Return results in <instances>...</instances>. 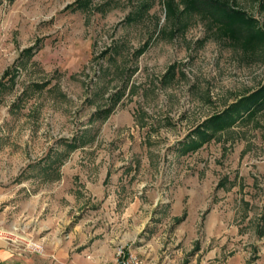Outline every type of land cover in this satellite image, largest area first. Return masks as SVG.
<instances>
[{
  "label": "rangeland",
  "instance_id": "rangeland-1",
  "mask_svg": "<svg viewBox=\"0 0 264 264\" xmlns=\"http://www.w3.org/2000/svg\"><path fill=\"white\" fill-rule=\"evenodd\" d=\"M75 1L0 0L7 263L76 264L92 249L101 264L146 227L178 264H264V110L184 150L264 83V44L234 42L186 0L173 14L170 0ZM224 1L264 29L262 0ZM193 229L225 249L196 257Z\"/></svg>",
  "mask_w": 264,
  "mask_h": 264
},
{
  "label": "trees",
  "instance_id": "trees-1",
  "mask_svg": "<svg viewBox=\"0 0 264 264\" xmlns=\"http://www.w3.org/2000/svg\"><path fill=\"white\" fill-rule=\"evenodd\" d=\"M187 11H199L212 18L225 27L228 35L234 42L242 44L245 48L252 49L258 44H264V29L258 24V20L249 16L247 12L232 8L224 0H186ZM90 0H77L72 7H89ZM173 0L168 1L167 11L175 13ZM69 6L70 8H72ZM264 9V0L261 1ZM33 47L24 50V55H31ZM9 73V71H7ZM264 110V83L256 90L241 96L222 112L216 113L198 125L191 135L194 139L185 141L184 150H196L212 136L221 130L233 126L238 121L247 120ZM190 135V136H191ZM198 136V138H196ZM180 220V219H178Z\"/></svg>",
  "mask_w": 264,
  "mask_h": 264
},
{
  "label": "crops",
  "instance_id": "crops-1",
  "mask_svg": "<svg viewBox=\"0 0 264 264\" xmlns=\"http://www.w3.org/2000/svg\"><path fill=\"white\" fill-rule=\"evenodd\" d=\"M153 222V221H152ZM151 222V223H152ZM195 229H193L191 232V240L196 242V244L191 245V248L194 249L196 251V257L199 256V252H214V253H220L222 252L223 249H225L226 246V240H224V242L222 243V240H218L217 245H212L209 246V243H207L205 241V237H204V233L202 236H198L197 233L194 231ZM144 232L143 234H140V232ZM148 229H146V227L142 228L139 230V235L142 237L139 239V243L133 241L131 243H127L126 245V249L129 253L133 254V255H137L141 260H142V264H178L177 262V255H175L173 257V255L167 251H163L161 252L160 248L161 246H159V244L157 243H150L149 241H151L153 238H151L150 240L147 238L149 233H148ZM219 234H217V239L218 237L220 238L224 232V230H222L221 228L218 229ZM175 235L179 233H174ZM154 240V239H153ZM191 249V250H192ZM92 249L88 250V253H90V258L92 259H86V260H80L77 261L76 264H100L98 263L97 260H99L100 256L99 253L96 252L95 250L91 251ZM114 254V250L113 251H109L106 255H103L105 258H110L112 257V255ZM169 254V255H168ZM14 255L8 250L6 249V247H4L3 243L0 242V264H8V260L11 259V257H13ZM215 256H217V254H215ZM96 259V260H95ZM101 260V258H100ZM102 261V260H101ZM241 260L235 259L233 260V262L231 264H241ZM18 264V263H17ZM22 264V263H21ZM26 264V263H25ZM182 264H228L226 262H222L219 260H210L209 258L203 259L201 257V259H193L191 261L186 260L184 263Z\"/></svg>",
  "mask_w": 264,
  "mask_h": 264
},
{
  "label": "built area",
  "instance_id": "built-area-1",
  "mask_svg": "<svg viewBox=\"0 0 264 264\" xmlns=\"http://www.w3.org/2000/svg\"><path fill=\"white\" fill-rule=\"evenodd\" d=\"M101 264H142V260L137 255L129 253L125 246H119L115 249L114 258Z\"/></svg>",
  "mask_w": 264,
  "mask_h": 264
}]
</instances>
